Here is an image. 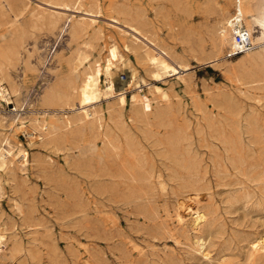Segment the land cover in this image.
<instances>
[{
  "label": "rangeland",
  "instance_id": "374dc122",
  "mask_svg": "<svg viewBox=\"0 0 264 264\" xmlns=\"http://www.w3.org/2000/svg\"><path fill=\"white\" fill-rule=\"evenodd\" d=\"M15 1L0 9V77L6 71L5 84L19 88L12 99L23 104L25 117L49 108L42 95L58 74L69 72L66 57L85 40L94 46L91 57L103 61L116 41L148 80V89L140 88L152 98V111L161 107L168 114L162 121L135 117L129 93L125 127L118 128L115 97H101L91 106L104 113L122 144L121 150L105 149L103 133L93 131L67 133L61 144L41 131L30 138L12 124L15 105L0 97V143L10 138L13 160L0 173V264H264V253H253L264 235V53L256 66L242 53L209 62L230 51L220 54L215 47L216 9L264 0H98L100 6L82 0L74 13L97 21L71 44L68 30L50 29L34 14L63 11L59 1L76 0ZM129 7L133 19L119 10ZM129 20L190 64L184 78L158 80L146 71L141 47L150 39ZM10 46L19 54L12 62L3 56ZM149 86L162 90L153 93ZM91 143L98 150L80 158ZM183 199L207 212L199 228L188 211L178 219Z\"/></svg>",
  "mask_w": 264,
  "mask_h": 264
},
{
  "label": "bare ground",
  "instance_id": "6f19581e",
  "mask_svg": "<svg viewBox=\"0 0 264 264\" xmlns=\"http://www.w3.org/2000/svg\"><path fill=\"white\" fill-rule=\"evenodd\" d=\"M14 1L15 0H0V9L5 10L6 4L9 7L13 6L12 4L14 3ZM60 2L61 1H59V5L61 6L62 9H64L63 11L53 10V12L51 11L47 14L35 13L34 14L36 16L35 21L37 22L39 21L43 24L48 25L50 29L55 30L61 28L62 31L68 30L70 34V42H69L70 44L72 41L78 42L82 40L83 38H85L86 35H88L89 28H91V26H93L97 20L94 18H89L90 14L88 15L89 17L79 16L75 14L76 11L80 12L82 10V8L79 7L82 0H76L74 2L75 4L64 1H62L61 3ZM56 4L58 5L57 2ZM96 5L100 6L98 0L96 1ZM41 7H39V10H41L42 12H46L45 10L46 8L40 9ZM97 8H95V10ZM132 9H130L129 7L128 10L125 11L123 8L122 9L119 8L120 12H125V14L128 13V15L131 16L133 19L134 17L133 15H135L133 14V12L135 10L133 11ZM3 10L2 12H4ZM89 12L94 13V11L92 10H90ZM99 12H100V7L97 11H95V13H99ZM234 13L236 14L234 15ZM214 15L215 18L214 21L212 22L211 30L213 31L214 43H215V47L217 48V51H219L220 54H222V52L224 53L226 48L232 51L233 48L236 46L235 31L238 30L239 27L247 26L248 30L251 32L253 36L254 47L250 50L243 52L242 56L243 57L248 56L251 59L253 66H256L257 65L256 63L258 62L259 58H261L262 54L264 53V4L252 5L248 3H241L238 4V6H236L234 9L228 8L224 10L222 8H217L216 11L214 12ZM137 21L138 19H136V22ZM127 22L130 24L131 27L138 30V32H140L141 34H143L141 32L140 26L136 25L137 24L136 22H135L136 24L132 23L133 20L132 22H130V20ZM109 23L111 22L109 21ZM144 36L147 37L145 38L147 39V41H149L150 39L151 42L150 45L147 42L145 43V46L143 45L141 47L144 49L142 52V57H144V59L147 60L149 64V67L147 68L146 71H148L149 74L154 79H158V80L164 79L166 77L168 78L169 76H173V75H179V77L184 78L183 74L185 71L190 69V64L182 56L178 55L171 47L164 44H160L159 42H157L156 39L151 38L152 36L150 37V34L149 36L148 35H144ZM83 44L85 45V47L83 46L80 47L79 45L80 51L78 49L76 54L66 57L67 64L69 65V72L58 74L54 79L53 83L46 88L45 93L42 95L41 99L43 100L44 105L48 106L49 108L47 110L42 111L43 112L42 114L40 115L35 114V116H31L29 118L28 116L25 117L23 113L20 112L22 110L21 108L23 104L20 103V101H16L12 99L13 94L18 93L19 88L14 84H12L10 87L9 85L7 86L5 84V80L9 77L6 71L4 72L3 75L1 74L2 77H0V97L3 100L7 101L8 103H13L15 105V107L9 111L11 112V114H13L12 124L18 125V127L21 129V132L22 133L25 132L27 136H29L30 138L34 137L38 131H41L47 136L49 141L55 142L57 144H61V142L65 140V135L67 133H72L74 134L73 136H75L77 134H84L86 131H93L98 135L100 133H103V142L105 149H116V150L117 148L120 149L122 147L121 141L119 140L118 136L115 135V131L113 130V127L109 126L110 125L109 123L106 124V117L104 113H102V111L99 108H97V106L95 107L91 106L92 104L95 103V101L97 102V100H99L103 96L107 98L115 97L114 98L115 101L113 102H115V104L119 106V108L117 107L118 109L116 108L115 109L119 112V118H120L119 121L122 123V124L117 123L118 128L120 126L125 125L124 122L125 119L123 120L122 117L124 118L123 112L126 105L128 104L129 93H132L131 106L135 117H143L148 122H151L153 121L151 120L152 115H155L153 117H156V119L162 121L164 120L165 116L168 114V111L165 108H161V107H158L155 112L152 111L153 110V103L151 101L152 98H149L148 94L146 93L142 94L141 91L143 89L140 88L143 87L142 85L145 86L149 85L148 80H146L144 76H141L139 74L138 71L139 69H137L129 59L124 57L121 48L116 41L111 42V45L109 47V56L108 59L105 61H103V59H101L98 56L95 58L91 57L90 51L92 50L90 49L94 48L92 41L90 42L85 40L83 41ZM10 47L11 49L7 50L8 49L7 48L6 49L7 51L4 52L3 56H5V58L8 61L12 62L14 58L18 57L19 54L16 49L17 47H12V46ZM126 49H132V47L126 45ZM228 53L218 57H213V59H211L209 62L211 64L217 65L218 63H220V60L222 58H230L228 56ZM61 58L63 59V57ZM2 62L3 61H0V70L2 69V64H3ZM28 65L30 66L29 63ZM121 71L127 73L128 75L127 79L121 78L122 77L120 74ZM104 75L106 82L105 84L101 85V81ZM151 87L153 88V86ZM151 87L149 86V88ZM154 88L153 90L152 89L150 90L153 93H160V91L162 90L158 86ZM136 90L138 91L135 92ZM162 97L166 98V94L163 92H162ZM1 111L2 110H0V112ZM7 144H11L10 138L8 136L2 138L0 143V173L3 170H6L9 164L13 162L11 158L12 150L7 147ZM89 149L95 152L96 150H98V147L97 145H94L92 143L86 145V148H83L82 150L83 153L81 154L80 158L86 157V154H88L87 151ZM130 149L134 152L138 151V147L134 144H130ZM173 151L176 152V147H174ZM21 152H22L23 162H26L27 155L24 150H21ZM119 157H121L120 154ZM191 202H188V200L186 201L184 199L180 202V205L177 210L178 211L177 217L180 221H183L184 220L183 212L184 210L188 211V214H192L191 216L193 217L192 219L193 223L196 225L197 228H199L200 225L204 221H206L207 212L205 211V209L203 210L202 208H197V209L193 208L192 207L193 203ZM4 238H5V234L0 232V249L4 242ZM253 253L254 254L264 253V235L261 236V238H259L254 243Z\"/></svg>",
  "mask_w": 264,
  "mask_h": 264
},
{
  "label": "built area",
  "instance_id": "2783aa9c",
  "mask_svg": "<svg viewBox=\"0 0 264 264\" xmlns=\"http://www.w3.org/2000/svg\"><path fill=\"white\" fill-rule=\"evenodd\" d=\"M236 33V46L232 51L229 52V57L237 56L240 53H243L247 50H250L254 47L253 45V36L248 30L247 26L239 27Z\"/></svg>",
  "mask_w": 264,
  "mask_h": 264
}]
</instances>
